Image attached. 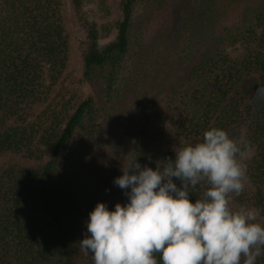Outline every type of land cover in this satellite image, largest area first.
I'll use <instances>...</instances> for the list:
<instances>
[{
    "label": "trees",
    "instance_id": "1",
    "mask_svg": "<svg viewBox=\"0 0 264 264\" xmlns=\"http://www.w3.org/2000/svg\"><path fill=\"white\" fill-rule=\"evenodd\" d=\"M91 1L67 0L90 92L35 115L66 68V4L0 0V158H47L38 168L0 167V264H94L79 243L98 202L109 210L128 202L114 184L122 167L136 160L155 169L211 127L251 142L248 181L234 198L264 219V101L255 99L264 0H118L105 43L111 29L87 18ZM202 192L191 190L192 202Z\"/></svg>",
    "mask_w": 264,
    "mask_h": 264
},
{
    "label": "clouds",
    "instance_id": "2",
    "mask_svg": "<svg viewBox=\"0 0 264 264\" xmlns=\"http://www.w3.org/2000/svg\"><path fill=\"white\" fill-rule=\"evenodd\" d=\"M255 99L264 101V86ZM174 152L155 169L136 160L122 167L114 184L128 202L114 210L98 202L80 250L94 264H158L157 255L162 264H256L264 255L260 210L232 205L248 181L251 142L211 127ZM197 186L202 196L192 202Z\"/></svg>",
    "mask_w": 264,
    "mask_h": 264
},
{
    "label": "rangeland",
    "instance_id": "3",
    "mask_svg": "<svg viewBox=\"0 0 264 264\" xmlns=\"http://www.w3.org/2000/svg\"><path fill=\"white\" fill-rule=\"evenodd\" d=\"M65 1L64 9V25L69 37V49H68V60L66 68L57 83L54 87L49 101L45 105L35 107L33 109V114H38L41 110L48 104L65 98L66 100L72 98L73 100L80 101L86 95L89 94L90 88L88 85L81 79V61L78 51V41L81 37V33L75 24L74 20L71 17L67 0ZM85 14L90 21L97 23L102 27H108L111 29L110 33L104 31L102 33L101 43H105L111 40L115 33L112 31V26L118 21L121 17L118 10V0H92L90 4L85 7ZM164 128L168 134L167 140L169 144H172L176 141L172 132L168 127V124L165 123ZM47 161V158H43L39 161L29 160L26 157L11 155L0 158V167L7 165H18L26 167H35L38 168L42 166ZM232 205L234 208H238V205L235 201L233 194ZM258 222L264 225V219L258 218Z\"/></svg>",
    "mask_w": 264,
    "mask_h": 264
}]
</instances>
